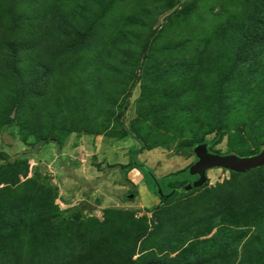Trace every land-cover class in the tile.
Instances as JSON below:
<instances>
[{
  "label": "rangeland",
  "instance_id": "374dc122",
  "mask_svg": "<svg viewBox=\"0 0 264 264\" xmlns=\"http://www.w3.org/2000/svg\"><path fill=\"white\" fill-rule=\"evenodd\" d=\"M204 142L264 149V0H0V264H264V167L158 194Z\"/></svg>",
  "mask_w": 264,
  "mask_h": 264
},
{
  "label": "trees",
  "instance_id": "16d2710c",
  "mask_svg": "<svg viewBox=\"0 0 264 264\" xmlns=\"http://www.w3.org/2000/svg\"><path fill=\"white\" fill-rule=\"evenodd\" d=\"M193 155L196 156V162L188 166L187 168L181 170L178 173H173L165 177L164 182L167 181H184L180 187H175L168 194L160 195L163 203H169L178 199L181 195L186 194L192 190L205 187L209 184L208 172L212 169H222L225 172H229L231 175L241 176L246 175L249 172H242L233 166L228 157L231 155L241 156L234 152H229L227 154H222L220 152L214 151L212 149L211 143H195L191 149ZM134 167H138L141 171L148 175L151 183L155 189H158L159 181L144 167L140 164H133ZM259 167L257 169L263 168ZM82 212L80 210H75L69 213Z\"/></svg>",
  "mask_w": 264,
  "mask_h": 264
},
{
  "label": "water",
  "instance_id": "95a60500",
  "mask_svg": "<svg viewBox=\"0 0 264 264\" xmlns=\"http://www.w3.org/2000/svg\"><path fill=\"white\" fill-rule=\"evenodd\" d=\"M230 163L235 166L238 170L242 172H249L254 169H257L259 167L264 166V149L252 156H237V155H231L228 157ZM159 194L162 196L164 195L161 190H159ZM84 206L87 207L88 204L84 203ZM90 207V205H89ZM92 208V207H90ZM79 209L80 211H85L83 208H72L71 212Z\"/></svg>",
  "mask_w": 264,
  "mask_h": 264
}]
</instances>
